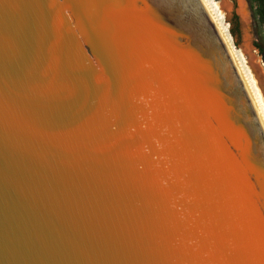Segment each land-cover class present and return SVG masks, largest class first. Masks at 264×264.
I'll list each match as a JSON object with an SVG mask.
<instances>
[{"label": "water", "instance_id": "obj_1", "mask_svg": "<svg viewBox=\"0 0 264 264\" xmlns=\"http://www.w3.org/2000/svg\"><path fill=\"white\" fill-rule=\"evenodd\" d=\"M0 264H264V126L201 0H0Z\"/></svg>", "mask_w": 264, "mask_h": 264}, {"label": "rangeland", "instance_id": "obj_2", "mask_svg": "<svg viewBox=\"0 0 264 264\" xmlns=\"http://www.w3.org/2000/svg\"><path fill=\"white\" fill-rule=\"evenodd\" d=\"M225 6L230 36L237 50H242L253 74L261 84L264 96V60L255 45L264 42V27L257 24L250 0H215ZM251 58V59H250ZM250 61V62H249Z\"/></svg>", "mask_w": 264, "mask_h": 264}, {"label": "bare ground", "instance_id": "obj_3", "mask_svg": "<svg viewBox=\"0 0 264 264\" xmlns=\"http://www.w3.org/2000/svg\"><path fill=\"white\" fill-rule=\"evenodd\" d=\"M201 2L228 47L264 126V96L261 92V84L258 78L253 74L251 67H249L250 63L247 62L244 52L242 50H237L233 44L232 37L230 36V28L226 22L225 6L217 3L215 0H201Z\"/></svg>", "mask_w": 264, "mask_h": 264}, {"label": "trees", "instance_id": "obj_4", "mask_svg": "<svg viewBox=\"0 0 264 264\" xmlns=\"http://www.w3.org/2000/svg\"><path fill=\"white\" fill-rule=\"evenodd\" d=\"M250 1L254 8L257 24L259 25V27L263 28L264 27V0H250ZM255 47L259 51L260 55L262 56L264 60V42L262 41L259 42L258 44L255 45Z\"/></svg>", "mask_w": 264, "mask_h": 264}]
</instances>
